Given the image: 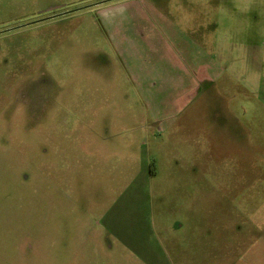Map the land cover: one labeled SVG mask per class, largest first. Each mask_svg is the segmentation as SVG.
Returning <instances> with one entry per match:
<instances>
[{
  "label": "rangeland",
  "instance_id": "1",
  "mask_svg": "<svg viewBox=\"0 0 264 264\" xmlns=\"http://www.w3.org/2000/svg\"><path fill=\"white\" fill-rule=\"evenodd\" d=\"M0 264H264V0H0Z\"/></svg>",
  "mask_w": 264,
  "mask_h": 264
},
{
  "label": "crops",
  "instance_id": "2",
  "mask_svg": "<svg viewBox=\"0 0 264 264\" xmlns=\"http://www.w3.org/2000/svg\"><path fill=\"white\" fill-rule=\"evenodd\" d=\"M195 70H197V68H195Z\"/></svg>",
  "mask_w": 264,
  "mask_h": 264
},
{
  "label": "flooded vegetation",
  "instance_id": "3",
  "mask_svg": "<svg viewBox=\"0 0 264 264\" xmlns=\"http://www.w3.org/2000/svg\"><path fill=\"white\" fill-rule=\"evenodd\" d=\"M61 15H64V14H61ZM60 16V15H59Z\"/></svg>",
  "mask_w": 264,
  "mask_h": 264
}]
</instances>
